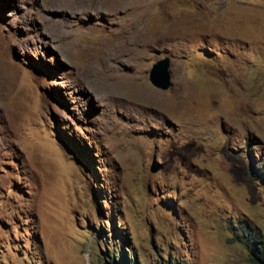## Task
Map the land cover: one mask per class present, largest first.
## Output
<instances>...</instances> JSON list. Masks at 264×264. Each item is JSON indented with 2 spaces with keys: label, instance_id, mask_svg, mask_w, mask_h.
<instances>
[{
  "label": "rangeland",
  "instance_id": "obj_1",
  "mask_svg": "<svg viewBox=\"0 0 264 264\" xmlns=\"http://www.w3.org/2000/svg\"><path fill=\"white\" fill-rule=\"evenodd\" d=\"M254 233L264 0H0V264H246Z\"/></svg>",
  "mask_w": 264,
  "mask_h": 264
},
{
  "label": "water",
  "instance_id": "obj_2",
  "mask_svg": "<svg viewBox=\"0 0 264 264\" xmlns=\"http://www.w3.org/2000/svg\"><path fill=\"white\" fill-rule=\"evenodd\" d=\"M168 62V57L164 56L158 58L149 68L148 78L156 87L164 89L170 85Z\"/></svg>",
  "mask_w": 264,
  "mask_h": 264
},
{
  "label": "trees",
  "instance_id": "obj_3",
  "mask_svg": "<svg viewBox=\"0 0 264 264\" xmlns=\"http://www.w3.org/2000/svg\"><path fill=\"white\" fill-rule=\"evenodd\" d=\"M250 237L251 238L249 240V244H248V241L244 242L245 244H247V247H248L246 264H264V234L259 235L257 233H254ZM131 254L132 252L129 253V256ZM123 258L124 260H126L125 257ZM109 264H117V263L112 262Z\"/></svg>",
  "mask_w": 264,
  "mask_h": 264
}]
</instances>
